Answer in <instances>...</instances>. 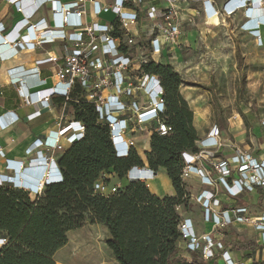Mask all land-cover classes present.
<instances>
[{
	"label": "built area",
	"instance_id": "2783aa9c",
	"mask_svg": "<svg viewBox=\"0 0 264 264\" xmlns=\"http://www.w3.org/2000/svg\"><path fill=\"white\" fill-rule=\"evenodd\" d=\"M23 1L8 0L22 18L9 27L0 22V36L15 52L43 54L35 60L33 73L22 66L7 70L22 104L37 107L26 116L27 120L58 107L54 98L67 99L78 86L82 97L94 105L97 120L108 125L116 157H127L132 149L136 150L134 141L127 137L130 132L145 127L149 128L150 136L153 131L161 135L170 132L171 127L161 120L166 109L161 79L156 74L143 72L142 65L149 59L162 63L159 58L163 51L172 46L180 34L178 11L172 4L163 8L147 7L150 29L143 38L133 31L139 25L145 0H28L27 3H31L27 9ZM215 3V0H203L202 13L206 18L231 16L242 11L244 20L240 29L263 43L260 28L264 27V0ZM45 6H49V16L33 21V16ZM253 9H258L254 18L248 14ZM107 13L112 14L113 19L103 21ZM248 23L251 24L248 26ZM54 43H58L59 55L42 51L45 45ZM45 63L54 68L53 80L41 77L38 67ZM60 108L62 119L65 103ZM20 119L13 110L3 111L0 132L13 127ZM261 122L264 125V118ZM85 132L84 123L71 114L62 124L48 129L43 138L34 139L24 150L23 158L7 157L0 144V165L3 166L0 187L20 189L35 198L46 185L63 181L57 158L68 146L81 140ZM194 144L195 151L181 152V179L187 185L196 178L201 185L194 196L189 192V202L194 199L202 217L196 228L193 220L183 214L184 209L175 207L179 214L180 249L190 253L189 263L193 256H198L215 264V258L220 256L224 264H264V197L259 204L254 199L258 193L264 195V151L255 156L235 145L228 157L220 158L218 152L223 143L216 125L205 136L197 137ZM157 170L150 168L147 162L143 166L132 165L124 180L143 181L149 187L148 180H154ZM120 180L114 172L102 173L94 181L93 190L108 196L121 187ZM243 195H250L252 200L237 204ZM239 225L250 227L254 234L258 249L250 255L242 251H237V255L225 244L224 230ZM5 242L0 234V247Z\"/></svg>",
	"mask_w": 264,
	"mask_h": 264
},
{
	"label": "trees",
	"instance_id": "16d2710c",
	"mask_svg": "<svg viewBox=\"0 0 264 264\" xmlns=\"http://www.w3.org/2000/svg\"><path fill=\"white\" fill-rule=\"evenodd\" d=\"M142 66L143 72L161 79L166 106L161 120L171 127L166 135L151 133L145 159L150 168L166 170L174 195L158 196L136 180L125 181L108 196L94 192V181L102 173L114 172L124 180L132 165L143 166L144 161L135 149L127 157L115 156L108 125L97 120L94 105L75 86L67 99L53 100L58 107L65 103L86 128L84 137L57 158L63 181L46 185L35 198L20 189L0 187V234L6 239L0 247V264H56L54 254L67 244V233L86 220L107 228L104 242L118 264H175L180 252L175 207L186 209L190 197L181 179V152L195 151L198 136L193 112L178 90L183 82L180 75L171 65L152 59ZM225 244L247 251L245 255L258 249L254 241L242 242L234 236ZM200 261L204 260L193 256L187 264Z\"/></svg>",
	"mask_w": 264,
	"mask_h": 264
},
{
	"label": "rangeland",
	"instance_id": "374dc122",
	"mask_svg": "<svg viewBox=\"0 0 264 264\" xmlns=\"http://www.w3.org/2000/svg\"><path fill=\"white\" fill-rule=\"evenodd\" d=\"M222 1L215 0L217 4ZM163 2L172 4L177 9L181 34L176 38V42L166 49L161 62L171 65L183 80L178 90L193 112L192 124L197 136L202 137L209 127L216 125L221 132L223 143L218 152L220 158L230 155L235 145L240 148L244 143L252 146L251 144L257 141L253 140L252 135L262 137L264 134L259 127L253 129L254 125L264 118V27L260 28L263 39L261 44L251 33L240 29L244 20L242 11L231 16L206 18L200 8L203 0ZM148 129L145 127L127 135L134 141L137 152L144 160V151L149 146ZM243 132L245 142L240 145L237 142ZM23 157L24 154L19 159ZM153 179L148 180L151 191L155 188L158 193H166L169 186L172 188L164 173ZM120 183L126 182L120 180ZM186 186L191 197L194 196L192 181ZM221 197L225 200L223 195ZM263 197L264 195L258 193L254 199L259 204ZM251 200L250 195H243L236 203L246 204ZM183 214L191 217L196 225L202 217L200 206L193 198L183 210ZM237 228L229 226L224 230L225 239L234 236L242 242L254 240L250 227L239 225ZM108 235L104 225L86 220L81 228L67 233V244L54 255L56 264H118L104 242ZM81 240L93 244L95 252L87 254V250L79 248ZM180 246H183L182 243ZM233 250L237 254V250ZM219 257L215 258V264H224ZM187 260L188 255L181 247L174 263L187 264ZM200 263L214 262L208 260Z\"/></svg>",
	"mask_w": 264,
	"mask_h": 264
},
{
	"label": "crops",
	"instance_id": "0c3cea01",
	"mask_svg": "<svg viewBox=\"0 0 264 264\" xmlns=\"http://www.w3.org/2000/svg\"><path fill=\"white\" fill-rule=\"evenodd\" d=\"M23 2L25 4L26 9L30 7L29 4L31 2H29V4L27 3L28 0H24ZM215 4H217V2ZM150 5H153L159 8L160 7L163 8L167 6V4L163 2V0H145L144 5H143L144 11L141 13L140 18H139V25L137 26L136 30L133 31V34H140V36L143 38H146L148 36L149 29H150V21L146 17V9ZM200 8L202 9V4H200ZM47 16H49V6H45V8L40 9L33 16V21H36L37 19L41 17H47ZM21 18H22V14L15 11L13 6L8 2V0H0V22L6 24L9 27L15 24ZM111 19H113V15L110 13H107L103 15L102 20L107 21ZM178 23H179V28H180V20H178ZM4 41H5L4 38L0 36V113L6 110H13L14 112L18 114V116L21 119L13 127L0 132V135H1L0 144L3 146L4 153L7 157L19 158L20 156L24 154V150L26 149V147H28L33 142L34 139L43 138L45 134L47 133L48 129L53 128L55 125H57V123L62 124L63 122H65L66 118L71 117V111L69 109H66L64 112L65 117L61 119L60 118L61 108L56 107V108L49 110L47 113L37 116L36 118L32 120H27L26 116L29 114H32L36 110L37 107L36 106H25L22 104V101L19 98L15 87L11 84V80L7 74V70L9 68L22 66L24 69H28L29 73L31 72L33 73L35 72L34 70L35 60L43 57V54L37 51L15 52L14 50L11 49V44L9 43L5 44ZM42 51L43 52L54 51L55 54L57 55L60 54L58 43L45 45ZM166 51L167 50L163 51L162 53L163 56L165 55ZM162 55L159 58L160 61H161ZM38 70L40 71L41 77H48V78H51L52 80L54 79L53 78L54 68L50 67V63L39 65ZM30 79L33 80L34 78H30ZM258 127L264 133V125L262 124L261 121L258 122L256 125H254L253 129L258 128ZM210 128L211 127H209V129ZM207 132H205L202 135V137L205 136ZM244 135H245V132L241 134V138H239L237 142L240 145L245 142ZM149 136H150V133L148 134V138ZM252 136H254L253 140H257V141H254L251 144L252 146H249L247 143H244V146L242 145L243 147L241 148L246 151L247 149H250V151L253 152V155L256 156L260 152L264 151V134L262 137H257L255 135H252ZM228 156H225V157H228ZM142 160L144 161V163H146V160L144 159ZM2 170H3V166L0 165V171ZM162 173H164V175L169 179V177L166 174V170L164 168H159L155 174V177H157L158 175H161ZM192 184H193L192 189L194 190L195 193H197L201 185H199V182L197 181L196 178H193ZM170 185H171V181H170ZM151 192L155 193L158 196L174 195V189L173 187L170 188V186H169V191H166V193H158L155 188ZM198 225H196L195 223L196 228L198 227ZM80 242L81 243L78 244V247L79 248L81 247L87 250L88 252L87 254H92L95 252L94 251L95 246L93 244L91 243L87 244L86 240H81ZM186 253L188 256L190 255L189 252H186Z\"/></svg>",
	"mask_w": 264,
	"mask_h": 264
},
{
	"label": "bare ground",
	"instance_id": "6f19581e",
	"mask_svg": "<svg viewBox=\"0 0 264 264\" xmlns=\"http://www.w3.org/2000/svg\"><path fill=\"white\" fill-rule=\"evenodd\" d=\"M256 3V2H255ZM257 7V6H256ZM256 10H258V9H253V10H251L248 14L250 15V16H253V18L254 17H256V15H257V12H256ZM252 18V19H253ZM251 23H248V26L250 25Z\"/></svg>",
	"mask_w": 264,
	"mask_h": 264
}]
</instances>
